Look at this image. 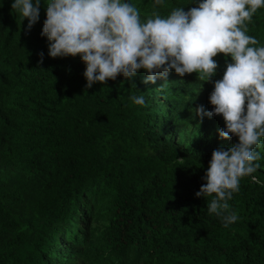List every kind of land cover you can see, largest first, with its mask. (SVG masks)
Segmentation results:
<instances>
[{"label":"trees","instance_id":"obj_1","mask_svg":"<svg viewBox=\"0 0 264 264\" xmlns=\"http://www.w3.org/2000/svg\"><path fill=\"white\" fill-rule=\"evenodd\" d=\"M47 2L28 30L0 0V264H264V140L256 180L243 178L228 202L235 223L195 195L212 151L238 143L219 137L222 115L195 113L213 109L230 56L214 57L211 82L192 73L145 84L140 69L87 88L79 55H48ZM127 2L142 18L198 6ZM248 29L264 46V8Z\"/></svg>","mask_w":264,"mask_h":264},{"label":"clouds","instance_id":"obj_2","mask_svg":"<svg viewBox=\"0 0 264 264\" xmlns=\"http://www.w3.org/2000/svg\"><path fill=\"white\" fill-rule=\"evenodd\" d=\"M163 3L154 0L153 7ZM46 5L40 34L49 41L48 55H79L86 64L87 88L121 74L132 79L140 69L145 84H163L173 75L192 73L202 82H211L218 68L214 57L230 56L209 96L213 109L206 111L201 105L195 113L201 122L205 116L222 115L225 128L218 130L219 137L228 140L234 135L238 143L212 151L206 183L195 195L212 197L208 211L225 227L235 223L239 217L228 202L239 192L240 181L260 168L257 149L264 140V46L248 34V25L264 8V0H198V6L187 11L177 6L166 16L154 11L145 18L127 0H48ZM40 6L41 0L11 4L22 20L27 18L28 30L39 20ZM39 56L42 63L43 52ZM131 99L145 104L143 96Z\"/></svg>","mask_w":264,"mask_h":264}]
</instances>
